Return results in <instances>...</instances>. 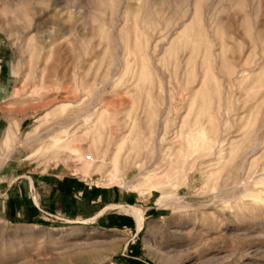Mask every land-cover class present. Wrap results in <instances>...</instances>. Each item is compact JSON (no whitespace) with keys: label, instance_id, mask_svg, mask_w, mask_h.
<instances>
[{"label":"rangeland","instance_id":"rangeland-1","mask_svg":"<svg viewBox=\"0 0 264 264\" xmlns=\"http://www.w3.org/2000/svg\"><path fill=\"white\" fill-rule=\"evenodd\" d=\"M0 264H264V0H0Z\"/></svg>","mask_w":264,"mask_h":264},{"label":"crops","instance_id":"crops-1","mask_svg":"<svg viewBox=\"0 0 264 264\" xmlns=\"http://www.w3.org/2000/svg\"><path fill=\"white\" fill-rule=\"evenodd\" d=\"M65 175L59 174H48L43 177V181L47 182V187H41L37 189L34 181L31 179L30 190L33 192V201L27 207L21 206V210L18 215L26 216L27 213H33L34 218L41 217L43 213H62L64 211H70L74 206H78L80 201L88 204H96L95 195L89 196V193H84L85 187L79 185L74 179H70ZM13 184V183H12ZM12 184L9 185L8 189L11 188ZM83 195V198L79 196ZM94 208L95 216H85L81 222L88 223L91 219L96 217V205H92ZM107 209L103 208L98 211L100 216ZM30 218L27 219V221ZM79 222V220H77Z\"/></svg>","mask_w":264,"mask_h":264},{"label":"bare ground","instance_id":"bare-ground-1","mask_svg":"<svg viewBox=\"0 0 264 264\" xmlns=\"http://www.w3.org/2000/svg\"><path fill=\"white\" fill-rule=\"evenodd\" d=\"M120 209L125 211V213L126 212L129 213L134 217V219H136L139 230L142 228L144 224V211L140 207L131 205V206H121Z\"/></svg>","mask_w":264,"mask_h":264}]
</instances>
